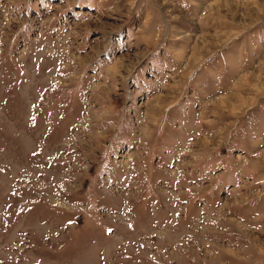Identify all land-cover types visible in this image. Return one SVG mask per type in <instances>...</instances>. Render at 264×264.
<instances>
[{
    "label": "rangeland",
    "instance_id": "obj_1",
    "mask_svg": "<svg viewBox=\"0 0 264 264\" xmlns=\"http://www.w3.org/2000/svg\"><path fill=\"white\" fill-rule=\"evenodd\" d=\"M0 264H264V0H0Z\"/></svg>",
    "mask_w": 264,
    "mask_h": 264
},
{
    "label": "crops",
    "instance_id": "obj_2",
    "mask_svg": "<svg viewBox=\"0 0 264 264\" xmlns=\"http://www.w3.org/2000/svg\"><path fill=\"white\" fill-rule=\"evenodd\" d=\"M173 112L175 111V110H172ZM188 111H187V108H186V110L184 109V108H182L181 107V109H178V110H176L175 112H174V116L175 117H177L178 116V118H184V117H186L187 115H188Z\"/></svg>",
    "mask_w": 264,
    "mask_h": 264
},
{
    "label": "snow or ice",
    "instance_id": "obj_3",
    "mask_svg": "<svg viewBox=\"0 0 264 264\" xmlns=\"http://www.w3.org/2000/svg\"><path fill=\"white\" fill-rule=\"evenodd\" d=\"M109 231H111V230H109Z\"/></svg>",
    "mask_w": 264,
    "mask_h": 264
}]
</instances>
